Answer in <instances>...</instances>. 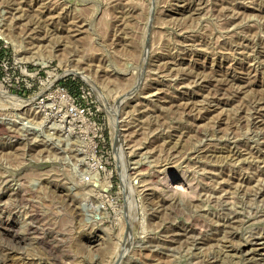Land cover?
I'll return each instance as SVG.
<instances>
[{
    "label": "rangeland",
    "instance_id": "obj_1",
    "mask_svg": "<svg viewBox=\"0 0 264 264\" xmlns=\"http://www.w3.org/2000/svg\"><path fill=\"white\" fill-rule=\"evenodd\" d=\"M1 28L5 57L84 72L121 139L91 199L74 139L0 98V264H264V0H0Z\"/></svg>",
    "mask_w": 264,
    "mask_h": 264
},
{
    "label": "built area",
    "instance_id": "obj_2",
    "mask_svg": "<svg viewBox=\"0 0 264 264\" xmlns=\"http://www.w3.org/2000/svg\"><path fill=\"white\" fill-rule=\"evenodd\" d=\"M5 48L0 45V88L28 99L27 110L41 114L48 129L74 139L71 146L77 156H83L80 166L86 164L87 174L94 177L96 183H102V177H106L111 166L104 154L113 149V137L108 131L109 120L102 116L100 109L94 110L88 84L73 83L76 78L61 73V69L49 61L25 62L16 58L15 53L5 57ZM105 180L112 184L111 178ZM108 182L102 184L108 185Z\"/></svg>",
    "mask_w": 264,
    "mask_h": 264
},
{
    "label": "bare ground",
    "instance_id": "obj_3",
    "mask_svg": "<svg viewBox=\"0 0 264 264\" xmlns=\"http://www.w3.org/2000/svg\"><path fill=\"white\" fill-rule=\"evenodd\" d=\"M16 10V9H15ZM17 13V12H16ZM20 14V13H19ZM14 15V14H13ZM15 17H16V15H15ZM16 19H18V18H16ZM16 19H13V20H16ZM54 19V18H53ZM19 21H21L20 19H19ZM23 23V22H22ZM73 26V25H72ZM72 26H70V27H72ZM2 27V26H1ZM75 28V27H74ZM78 28H80V27H78ZM82 28V27H81ZM2 29V28H1ZM0 29V36L2 37V38H4V36H5V38H6V36L7 35H4L5 33H3L4 32V28L1 30ZM25 31V30H24ZM67 32H68V34H69V37L70 38H77V37H79L81 34H82V31L80 30V29H75V30H73V29H67ZM3 33V34H2ZM10 34V33H9ZM84 34V33H83ZM68 37V38H69ZM67 38V37H66ZM53 39V38H52ZM69 40V39H68ZM7 41H8V39H7ZM44 41V40H43ZM42 41V42H43ZM70 41V40H69ZM69 41L67 42V41H65V39H64V41L62 42V43H58V47H62V48H66L67 46H68V44H69ZM9 42V41H8ZM45 42H50V40H48L47 39V41H44V43ZM53 42V41H52ZM50 44V43H49ZM41 45H44L43 43L41 44ZM55 45V44H54ZM36 46V45H35ZM57 46V45H56ZM48 47H50V46H48ZM38 48V47H37ZM46 48V47H45ZM77 48V47H76ZM63 51V50H62ZM76 69V68H75ZM71 70V69H68V70H66V73H67V75H71V74H73V75H76V76H78V77H81V78H83L85 81H87L88 83H90V84H92V81H91V79L87 76V75H84V72H82V71H78V70ZM83 70V69H82ZM212 74V73H211ZM124 82V81H123ZM126 82V81H125ZM0 98L2 99V101L4 100V102H6L5 104L6 105H10V106H14L15 108H24V107H26V106H28L29 104H30V101L28 100V99H26V98H22V97H20V96H17V95H14V94H11V93H8V92H6V91H4V90H2L1 88H0ZM262 98H264V97H262ZM205 100V99H204ZM256 100V99H255ZM218 103V102H217ZM178 108V107H177ZM211 108V107H210ZM111 113V112H110ZM41 115V114H40ZM114 117V115H111V126H112V135H113V138H114V141H115V143L114 144H116V145H120V143H119V141H120V133H119V130H118V128H117V120L115 119V118H113ZM41 122H40V124H39V127L41 128V129H44V130H52V129H48L49 127H47V126H45L44 125V118H43V116L41 115ZM117 122V123H116ZM14 124V123H13ZM10 125V124H9ZM55 130V129H54ZM117 147V146H116ZM133 148V147H132ZM83 153H81L80 155H82ZM142 162H139V163H137L136 164V166L135 167H133L132 169L133 170H139V169H141V168H143V166H144V164L142 163ZM82 166L83 167H85L86 168V164H82ZM123 171V170H122ZM140 173H142L141 171H139ZM137 173V172H136ZM123 175H124V178L125 179H127V173H126V170H124V172H123ZM141 175V174H140ZM139 176V175H138ZM147 176V175H146ZM135 177V176H134ZM141 177V176H140ZM143 177H144V175H143ZM53 178V177H52ZM50 180V179H49ZM54 180V179H53ZM93 180H94V182H93V184H91V185H82V186H76L75 187V189H72V190H74V191H76L77 190V192L76 193H84V194H87L91 199L92 198H95L96 197V195H99L98 193H101V192H107V190H105V191H103V190H98L97 189V187H96V181H95V179L93 178ZM142 180V179H141ZM48 181V180H47ZM51 182V181H50ZM54 182V181H53ZM73 183V182H72ZM76 183V182H75ZM89 184H90V182H89ZM148 185V184H147ZM59 186V185H58ZM150 186V185H149ZM55 187H56V185H55ZM105 188H107L106 186H104ZM59 188V187H58ZM90 188V189H89ZM226 188V187H225ZM55 189V188H54ZM54 189H53V191H54ZM68 189V188H67ZM87 189H89V190H87ZM55 190H57V189H55ZM69 190V189H68ZM88 192H87V191ZM87 193H86V192ZM258 191V190H257ZM57 192H59V194L61 195V196H63V197H65L67 200L69 199L70 201H71V203H72V206H74V207H77V204L78 205H80L81 204V202H78L76 199H75V195H76V193H75V197H71L70 196V194H72V193H70V194H68V192L66 191V190H64V189H59V190H57ZM71 192V191H70ZM97 192V194L95 195V193ZM92 193V194H91ZM94 193V194H93ZM16 194V193H15ZM58 195V194H57ZM86 195V196H87ZM103 195V194H102ZM2 196V195H1ZM83 196H85V195H83ZM87 196V197H88ZM98 197V196H97ZM96 197V198H97ZM85 198V197H84ZM89 198V199H90ZM85 201V203H82V204H89L90 203V200H84ZM94 201V200H93ZM160 202V201H159ZM92 204V203H91ZM95 204V203H94ZM90 205V204H89ZM102 205H103V202H102ZM79 207V209H80V206H78ZM78 207H77V209H78ZM89 207V206H88ZM100 208V210H104V209H106V206H104V208H102L101 206H99ZM161 208V207H160ZM95 209V208H94ZM97 209H98V207H97ZM79 212V211H78ZM41 213V212H40ZM80 213V212H79ZM102 213V212H101ZM30 214V213H29ZM78 214V213H77ZM105 215V214H104ZM31 217V216H30ZM103 221V220H102ZM100 222H101V218H100ZM34 225V224H33ZM31 227H33V226H31ZM35 227V226H34ZM30 228V227H29ZM8 229V228H7ZM38 230V229H37ZM94 230V229H93ZM16 231V230H15ZM29 231H31V230H29ZM35 232V231H34ZM39 232V231H38ZM104 232V231H103ZM18 233H17V231L16 232H8V236L11 238V240L14 242V243H19L20 242V238H19V236L17 235ZM103 235L105 234V233H102ZM29 235H30V233H29ZM40 235V234H39ZM42 235V234H41ZM107 235V234H106ZM6 236V235H5ZM88 237H89V245H90V247H96V248H98V249H101L103 252H105V251H107V249H108V247H107V244H106V239H103L100 235H98L96 232H92V233H90L89 235H88ZM6 238V237H5ZM25 238V237H24ZM45 238V237H44ZM44 238H42V239H44ZM9 240V239H8ZM26 240H28L27 239V237H26ZM256 240V239H255ZM38 241H39V236H38ZM42 241V240H41ZM46 241V240H45ZM26 243H27V241H25ZM105 242V243H104ZM256 242V241H255ZM254 242V243H255ZM87 243V242H86ZM28 244V243H27ZM30 244V243H29ZM31 244H33V242L31 243ZM203 244V243H202ZM253 244V243H252ZM251 244V245H252ZM258 244V243H257ZM11 245V244H10ZM34 245V244H33ZM41 245V244H40ZM49 246V245H48ZM10 247V246H9ZM42 247V246H41ZM45 247V246H44ZM112 247V246H111ZM46 249V248H45ZM49 249H51V248H48V250ZM95 249V248H94ZM96 250V249H95ZM251 250V249H250ZM252 251V250H251ZM256 251V250H255ZM17 252V251H16ZM15 252V253H16ZM50 252V251H49ZM48 252V253H49ZM154 252H155V250H154ZM25 255H27V254H25ZM30 255V254H29ZM100 257V256H99ZM49 258V257H48ZM46 259V258H45ZM99 259H101V258H99ZM106 260V259H105ZM258 260V262H261V263H264V253L263 254H261L260 255V258H258L257 259ZM14 261V260H13ZM44 261V260H43ZM31 263V262H30ZM59 263H61V262H59ZM64 263V262H63ZM27 264V263H26ZM99 264V263H98Z\"/></svg>",
    "mask_w": 264,
    "mask_h": 264
},
{
    "label": "clouds",
    "instance_id": "obj_4",
    "mask_svg": "<svg viewBox=\"0 0 264 264\" xmlns=\"http://www.w3.org/2000/svg\"><path fill=\"white\" fill-rule=\"evenodd\" d=\"M85 211H86V212L88 211V208H87V206L85 207Z\"/></svg>",
    "mask_w": 264,
    "mask_h": 264
}]
</instances>
